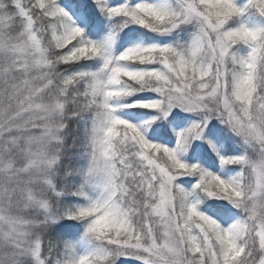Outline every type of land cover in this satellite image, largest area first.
<instances>
[{"label":"snow or ice","instance_id":"6c2138e0","mask_svg":"<svg viewBox=\"0 0 264 264\" xmlns=\"http://www.w3.org/2000/svg\"><path fill=\"white\" fill-rule=\"evenodd\" d=\"M0 264H264V0H0Z\"/></svg>","mask_w":264,"mask_h":264}]
</instances>
